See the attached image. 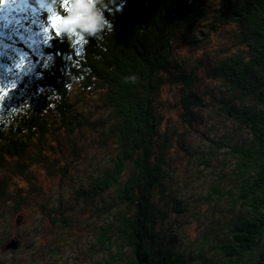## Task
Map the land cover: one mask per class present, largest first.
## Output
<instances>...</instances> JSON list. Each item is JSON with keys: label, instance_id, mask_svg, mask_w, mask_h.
Listing matches in <instances>:
<instances>
[{"label": "rangeland", "instance_id": "rangeland-1", "mask_svg": "<svg viewBox=\"0 0 264 264\" xmlns=\"http://www.w3.org/2000/svg\"><path fill=\"white\" fill-rule=\"evenodd\" d=\"M225 2L202 0L194 23L181 26L164 81L153 96L158 141L166 149V177L153 197L159 211L153 247L168 252L176 264H226L217 244L231 236L227 222L248 213L219 193L235 184L231 148L250 139L223 107L225 101L237 106L245 102L236 101L211 73L217 60L237 46L234 21L217 19ZM27 7L21 4L24 10L18 7L16 13H28L33 20ZM16 13L2 12L0 28L21 25L31 31L17 23L22 16L16 18ZM35 21L40 29L45 26ZM1 35L0 57L12 50L15 58L10 77L0 75V112L14 104L21 113L30 92L18 80L36 63L32 52L42 59L35 52L40 36L30 33L29 45H35L26 50ZM69 101L79 122L73 131L47 133L42 140L18 135L26 143L21 157L9 156L5 141L0 144V264H120L111 258L118 247L99 251L95 235L119 210L114 192L92 199L84 195L109 167L112 117L98 93L79 92L75 83ZM65 165L69 172L63 175ZM13 239L18 247L6 249Z\"/></svg>", "mask_w": 264, "mask_h": 264}, {"label": "trees", "instance_id": "trees-1", "mask_svg": "<svg viewBox=\"0 0 264 264\" xmlns=\"http://www.w3.org/2000/svg\"><path fill=\"white\" fill-rule=\"evenodd\" d=\"M201 1L115 0V5L122 3L123 8L113 18L109 15L113 31L104 33L100 41L89 38L83 57L76 55L67 38L40 29L35 20L47 27V16L30 11L32 20L28 13H16L21 4L28 9L37 7L36 0H4L0 4V15L16 13V18L22 16L19 23L31 29L21 25L1 27V36L26 50L35 45H29V34L40 36L35 52L42 55V59L36 58L32 52L36 63L28 66L27 74L18 80L30 93L24 111L16 113L15 125L0 131L6 154L21 157L26 150V143L18 135L42 140L47 133L62 136L79 126L69 101L73 83L79 92L98 93L111 114L107 136L113 138L114 145L109 167L89 184L84 195L92 199L112 190L119 203L112 220L95 231L99 251L118 247L112 262L176 264L168 252L153 247L159 215L153 197L166 177V149L158 141L153 96L164 81L178 31L183 24L194 23ZM220 9L217 19L234 21L237 46L217 60L211 73L236 101L245 102L237 106L225 101L223 107L248 131L250 139L231 148L235 184L219 192L222 197L229 195L234 206L246 207L248 213L227 222L231 236L217 247L226 264H264V0H226ZM49 55L53 57L51 62ZM14 58L12 50L0 57V75L10 77ZM80 76L84 79L79 80ZM13 107L7 105L4 110L16 111ZM185 109L186 113L190 110L187 105ZM68 167L65 165L63 175L68 174Z\"/></svg>", "mask_w": 264, "mask_h": 264}, {"label": "clouds", "instance_id": "clouds-1", "mask_svg": "<svg viewBox=\"0 0 264 264\" xmlns=\"http://www.w3.org/2000/svg\"><path fill=\"white\" fill-rule=\"evenodd\" d=\"M36 4L37 7L32 8L34 14L59 17L55 33L58 37H65L73 43L76 55L80 57L84 56L89 38L100 41L104 33L113 31L109 15L113 18L115 13L123 8L122 3L115 5V0H36ZM52 59L53 57L49 55L48 61L51 62ZM83 79L84 76L79 77V80ZM15 118L16 112L11 109L0 112V131H6L11 127Z\"/></svg>", "mask_w": 264, "mask_h": 264}, {"label": "snow or ice", "instance_id": "snow-or-ice-1", "mask_svg": "<svg viewBox=\"0 0 264 264\" xmlns=\"http://www.w3.org/2000/svg\"><path fill=\"white\" fill-rule=\"evenodd\" d=\"M3 3H4V0H0V4H3ZM58 21H59V17H55V16L54 17H47L48 26L45 27V26L41 25V27L45 33H49L50 30L55 32V25H56V23H58ZM33 23H35V21H33ZM57 35L58 34H56V36ZM48 39H51L50 35L48 36ZM45 43H47V39L45 40Z\"/></svg>", "mask_w": 264, "mask_h": 264}, {"label": "water", "instance_id": "water-1", "mask_svg": "<svg viewBox=\"0 0 264 264\" xmlns=\"http://www.w3.org/2000/svg\"><path fill=\"white\" fill-rule=\"evenodd\" d=\"M17 247H18V240L17 239L11 240L5 246L6 249L10 248V249H13V250H15Z\"/></svg>", "mask_w": 264, "mask_h": 264}]
</instances>
